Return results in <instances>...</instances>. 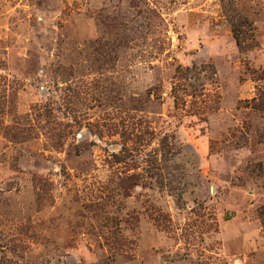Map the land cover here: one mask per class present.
<instances>
[{"label": "rangeland", "instance_id": "obj_1", "mask_svg": "<svg viewBox=\"0 0 264 264\" xmlns=\"http://www.w3.org/2000/svg\"><path fill=\"white\" fill-rule=\"evenodd\" d=\"M0 264H264V0H0Z\"/></svg>", "mask_w": 264, "mask_h": 264}]
</instances>
